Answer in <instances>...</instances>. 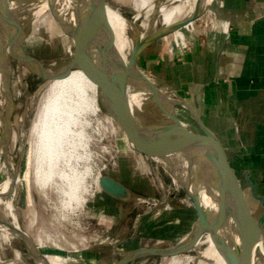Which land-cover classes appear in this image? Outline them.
Listing matches in <instances>:
<instances>
[{
    "label": "bare ground",
    "instance_id": "obj_1",
    "mask_svg": "<svg viewBox=\"0 0 264 264\" xmlns=\"http://www.w3.org/2000/svg\"><path fill=\"white\" fill-rule=\"evenodd\" d=\"M115 1L118 3L120 0ZM214 1L216 0H132V9L137 15L127 17L106 0H90L92 19L98 21L105 15L112 27L111 34L99 32L103 33L102 36L88 24L84 7L79 4L80 0H7L1 16L12 27L22 25L16 42H19V46L36 68L44 69L56 59H42L29 49L40 24L48 22L52 27L61 24V36H67L70 40L67 52L58 58L77 48L94 49L110 61L124 79L130 54L141 40L143 32L150 35L162 33L179 24L162 35V38L172 33L174 42L185 45V35L194 27L193 21L200 19L202 15L194 19L191 17L203 9L207 10ZM218 6L220 8V3ZM135 24L137 29L142 30L141 34L134 27ZM12 32L11 28L0 27V175L4 177L0 183V264H44L36 249L48 247L50 234L45 237L48 241L45 238L44 240L40 233L32 236L30 231L34 220L29 221L25 228L22 227L13 203L18 187L30 196L31 185L35 182L37 191L42 196H48L51 190L58 194L62 214L73 211L75 203H84L93 194L90 183L97 188L102 177V169L97 168L94 171V166L89 163L88 144L91 137L87 129L92 126V121L88 115L95 114L96 123L105 125L112 131L119 128L115 121L121 128L123 125L112 111L104 113L99 103L101 88L108 90L109 107L119 99L110 83L113 73L96 57L81 55L67 69L49 76H40L32 72L16 53L18 44L13 40ZM135 80L137 92L132 93L130 101L124 104L132 112L143 110L140 126L146 140L154 141L158 138L156 129L199 134L200 129L184 101L165 84L166 82L157 79L137 63ZM21 93L25 94V100L21 116L16 120L13 116L15 99ZM159 101L163 103H158ZM228 116L231 121L230 130L232 133L236 131L237 134L235 115L230 113ZM210 128L226 150L214 127ZM200 137L209 139L203 133ZM10 141L19 143L14 156L9 152ZM125 142L124 151L132 157L133 169L141 172L147 170L149 162L143 154L144 150L138 148L128 135L125 136ZM22 151L26 160L23 162V159L20 161L17 158V154ZM197 162L201 179V203L204 208L213 210L212 226L204 229L207 236L205 240L198 239L194 243L189 240L182 244L193 247L194 254H164L162 264H233L231 260H227L222 246V187L207 166ZM174 176L176 177L175 174ZM80 206L82 209V205ZM258 215L259 213L252 219L240 214L249 233L253 232ZM39 228L37 229L40 230ZM44 234L46 232L42 233ZM55 238L50 243L60 249L69 243L68 240L65 241L67 244L62 245ZM17 239L24 243L23 250L13 245V241ZM161 243L164 245L159 241L157 246L145 243L141 247H175L173 243ZM75 245L78 246V243L75 242ZM25 255L30 260H26ZM41 255L46 264H74L70 261L69 254ZM135 261L136 257L131 256L126 264H134ZM239 264H264V233L252 247L242 246Z\"/></svg>",
    "mask_w": 264,
    "mask_h": 264
},
{
    "label": "rangeland",
    "instance_id": "obj_2",
    "mask_svg": "<svg viewBox=\"0 0 264 264\" xmlns=\"http://www.w3.org/2000/svg\"><path fill=\"white\" fill-rule=\"evenodd\" d=\"M233 1L216 0L210 4L202 17L193 21L194 27L185 35V45L174 42V35L171 33L165 38L161 37L154 41L137 60V64L157 79L166 82L170 89L188 101L204 121L209 118L216 121L214 126L223 131L227 127L223 112L213 108V103L209 99V102L205 101L208 86L200 82L194 84L193 74L197 73L198 79H201L202 68L201 64L198 68H194L195 62L190 55L197 52L200 60H203L204 52L210 48V41H213L212 39L220 31L222 34H227L228 22L222 19L221 10L223 7L225 12L228 4L238 5L237 0ZM106 2L127 17L137 15L132 9V0H120L118 3L115 0H106ZM236 10L234 19L243 18L244 13L239 12V9ZM226 16L228 17V14ZM62 30L61 24L52 27L48 22L41 23L37 33L33 35V43L30 44L29 49L46 60L64 55L70 47V40L67 36H61ZM26 77L32 78L29 75ZM107 94L108 90L101 88L99 103L103 112L108 114L112 110L108 106ZM24 100L23 93L15 99L13 116L16 120L21 116ZM88 118L92 121V126L87 129L91 137L88 144L89 163L94 166V171L101 168L103 176L118 180L128 186L133 193L130 197H121L115 193L108 194L100 184L96 188L90 183L93 194L86 202L75 203L74 212L71 210L62 214L56 192L51 190L48 196H42L33 182L32 193L28 196L18 187L13 203L22 227L25 228L29 221L34 220L35 223L30 231L32 236L35 237L40 233L44 239L50 234L49 241L45 238L49 243L48 247L41 249L42 253L69 254L70 261L74 264H119L127 251L137 247L143 248L141 246L145 243L154 246H157L156 243L159 241L161 245H164L161 242H165V245L173 243L175 246L185 244L193 239L200 224L212 221L213 210L204 208L201 203V179L197 161L172 149L144 150L143 154L149 162L148 168L144 172L135 171L132 157L124 151L127 135L124 127L121 128L115 121V125L119 128L112 131L105 125L99 123L98 125L95 114H89ZM26 119L28 120L29 117ZM202 133L200 130L199 134ZM8 145L10 154L14 156L19 143L14 144L10 141ZM17 158L20 161L23 159L22 162L26 161L23 151L17 154ZM228 158L241 177L242 173L238 169L237 162L239 158L232 152L228 153ZM136 176L138 179L135 178ZM2 178L4 179L0 175V183L3 181ZM242 181L251 213H256L260 208V202L253 196L248 183L243 178ZM260 183L258 189L264 193V180ZM79 204L82 205V209ZM45 232L46 234L42 235ZM52 236L62 245L68 240L69 243L67 242L68 245L60 249L51 245L54 241ZM50 237L53 239L51 240ZM205 238H207L206 232L202 230L196 240H205ZM13 245L22 250L25 247L18 239L13 241ZM24 258L30 260L26 255ZM162 259L163 255L160 254L146 258L138 256L134 264H162Z\"/></svg>",
    "mask_w": 264,
    "mask_h": 264
},
{
    "label": "water",
    "instance_id": "obj_3",
    "mask_svg": "<svg viewBox=\"0 0 264 264\" xmlns=\"http://www.w3.org/2000/svg\"><path fill=\"white\" fill-rule=\"evenodd\" d=\"M6 2L7 0H0V27L3 26L13 29L12 36L14 42H16L19 39L18 37L20 35L22 25L19 24L18 26L12 27L10 23L6 22L2 18L1 11ZM79 4L81 7H84V13L88 24L97 30L100 36H102L103 33L99 32L111 34L112 27L107 16L103 15L98 21L92 19L90 13L92 7L90 0H80ZM205 12L206 9H203L191 18H198ZM178 26L179 24L175 25L174 27L172 26L169 30H166L162 33H155L152 35L143 32L144 34L141 40L130 54L124 79H122L120 72L110 61H108L103 56H100L94 49L90 48H77L64 57L56 58L54 64L48 65L44 69H38L33 66L32 61L23 52L21 46H19V42H16L18 44L16 47V53L26 63V65L30 67L32 72L40 76H49L67 69L70 64L74 60L80 58L81 55H91L96 57L102 65L111 71L113 73V77L110 79V83L119 99V101H114L112 103L113 106L111 107V110L113 114L122 122L124 130L126 131L130 140L138 148L143 150H153L160 148H171L178 150L182 154L192 157L195 161H199L200 163L206 165L212 175L220 183L222 187V206L220 213L222 214L224 226V239L222 241V246H224L223 248L226 252L227 260H231L233 264H239V256L242 246L252 247L264 233V194H260L257 191L254 181L250 178L248 173H245V177L249 181L253 196L260 202L259 210L256 213H251L250 205L246 200L244 191L238 178L232 171L226 150L224 149L222 143L219 141L214 131H212V129L203 121L196 110L174 90L171 89L181 100L184 101V104L189 109L190 114L193 116L194 122L197 124L203 134L209 138L208 140L200 137V134H192L187 132L179 133L175 131L156 129L155 131L158 134V138H156L154 141H148L143 136L140 126V117L142 116L143 110L132 112L124 104L126 101H130V96L132 93L137 92L135 65L140 54L154 41L161 38L162 35ZM134 27L137 29V24H135ZM137 30L139 34L142 33V30ZM158 103L163 102L159 101ZM99 183L108 194L115 193L121 197H130L133 193L130 188H128V186H125L118 180L109 176L102 175ZM240 213H242L245 217L252 219L259 213L252 233H249L244 227ZM211 224L212 221L209 223L204 222L200 224L197 228L196 235L190 242L194 243L200 232L205 228L211 227ZM36 250L42 262L46 264L43 256L41 255V250ZM190 251L195 250L193 247L186 245H179L171 248H138L136 250L127 251V253L120 259L119 264H126L131 256L144 257L158 254L164 255L170 253H186Z\"/></svg>",
    "mask_w": 264,
    "mask_h": 264
},
{
    "label": "crops",
    "instance_id": "obj_4",
    "mask_svg": "<svg viewBox=\"0 0 264 264\" xmlns=\"http://www.w3.org/2000/svg\"><path fill=\"white\" fill-rule=\"evenodd\" d=\"M237 1L238 5L228 4L225 12L223 7L221 10L222 19L228 22L227 34L220 31L210 41L203 60L197 52L190 55L195 62L194 68L200 64L202 68L201 79H198L197 73L193 74L194 84L200 82L208 86L205 101L209 102V99L215 104L213 108L223 112L226 129H218L214 126L216 121L210 118L204 121L197 113L221 137L227 157L232 152L239 158L241 177L229 158L228 161L242 189V178L250 187L245 177L248 173L257 191L264 194L258 189L264 180V0ZM236 9L244 13L243 18L234 19ZM229 112L235 115L237 134L230 130Z\"/></svg>",
    "mask_w": 264,
    "mask_h": 264
}]
</instances>
